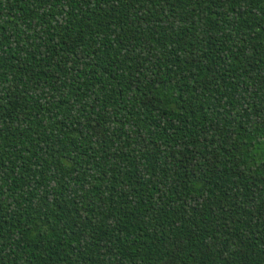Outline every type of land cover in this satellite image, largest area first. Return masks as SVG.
<instances>
[{
  "label": "trees",
  "instance_id": "obj_1",
  "mask_svg": "<svg viewBox=\"0 0 264 264\" xmlns=\"http://www.w3.org/2000/svg\"><path fill=\"white\" fill-rule=\"evenodd\" d=\"M0 264H264V0H0Z\"/></svg>",
  "mask_w": 264,
  "mask_h": 264
}]
</instances>
